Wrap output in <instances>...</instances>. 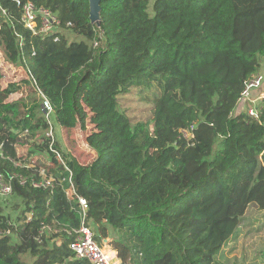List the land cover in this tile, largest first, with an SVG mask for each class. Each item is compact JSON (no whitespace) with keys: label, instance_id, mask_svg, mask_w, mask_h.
Wrapping results in <instances>:
<instances>
[{"label":"trees","instance_id":"1","mask_svg":"<svg viewBox=\"0 0 264 264\" xmlns=\"http://www.w3.org/2000/svg\"><path fill=\"white\" fill-rule=\"evenodd\" d=\"M21 1L49 8L60 39L34 34L15 0H0V52L37 79L62 128L92 125L90 163L63 149L58 132L54 147L89 203L97 242L124 264H228L218 255L248 206L264 209V98L259 118L238 106L264 57V0H155L152 14L151 0H101L100 26L89 0ZM64 29L85 39L69 42ZM3 78L0 70V170L30 180L44 166L66 180L48 189L14 180L23 208L16 222L0 215L12 230L0 236V264H91L69 247L80 207L65 193L69 172L49 148L31 81ZM153 85L152 119L134 123L120 100Z\"/></svg>","mask_w":264,"mask_h":264},{"label":"built area","instance_id":"2","mask_svg":"<svg viewBox=\"0 0 264 264\" xmlns=\"http://www.w3.org/2000/svg\"><path fill=\"white\" fill-rule=\"evenodd\" d=\"M15 2L21 8V20L26 28L30 29L34 34L41 35L43 37L52 35L54 41H58L60 39V36L58 35L61 24L60 20L49 8L37 6L32 1L22 2L21 0H15ZM3 14L7 13L0 4V18ZM67 25L71 24L68 23ZM97 44L98 42L94 41L93 45L97 46ZM26 73L27 78L31 81L36 96L40 102L42 113L49 123V127L46 131V136L51 140L49 148L54 152L56 158L63 163L69 172V177L67 179L69 186L65 189V193L68 197L77 199L79 203L81 217L80 225L77 228L68 231V233H73L74 235V239L69 243V247L73 252L74 258L86 259L91 264H124L116 250L104 248L95 239L93 226L87 221L89 203L84 196L76 193L72 179V170L67 166L61 151L54 147V143L56 141V128L52 117L55 113L54 105L38 84L37 79L29 72L26 71ZM262 87H264V74H253L245 81L244 89L238 99V106L245 108L248 114L255 118H259L260 101L263 99L264 91L256 97L254 96L253 91ZM27 93V89L23 88L11 97L18 99ZM11 97L9 100H12ZM180 132L187 140L193 137V133L189 129H180ZM16 164L23 166L21 161ZM25 166L34 167L35 165L27 163ZM37 174L38 177L31 176V179L29 180L28 177L18 173H12L9 176H6L5 173L0 170V195L5 196L13 193V182L15 179H18L21 185H26L30 181V185L32 187L44 189L54 188L56 182L61 183L66 180V177H56L55 173L48 171L44 166L37 168ZM27 215V220H31L33 214L28 213ZM45 228L46 226L41 228V233H43ZM11 233L12 230L10 227H2L0 223V236L9 235Z\"/></svg>","mask_w":264,"mask_h":264},{"label":"rangeland","instance_id":"3","mask_svg":"<svg viewBox=\"0 0 264 264\" xmlns=\"http://www.w3.org/2000/svg\"><path fill=\"white\" fill-rule=\"evenodd\" d=\"M154 1L151 0L149 4L151 14L153 13ZM64 32L69 42L85 39L68 29H64ZM0 70L4 74L2 80L4 86L9 82H18L27 77L25 69L6 62L1 52ZM260 71L264 74V57L261 60ZM159 92L160 88L157 85H153L151 88L134 87L130 93L122 96L120 108L132 117L134 123L151 121L154 99ZM11 99L16 100L15 97H11ZM52 117L54 119V116ZM54 125L63 149L75 157L79 163L88 164L96 157L95 150H92L86 142L87 136L92 131V125L89 122L86 123L84 129L75 127L67 130L62 128L55 119ZM21 152L24 153L25 151L22 150ZM46 158L43 157L44 160ZM22 208V204L13 194L0 195V215L9 214L12 221L16 222ZM12 237L13 241L18 240L16 233H13ZM105 243L107 241L103 242V245H106ZM29 258L28 255L24 256L25 260H29ZM218 258L228 264H264V209L259 208L255 203H250L246 213L241 218V224L231 239L223 246Z\"/></svg>","mask_w":264,"mask_h":264},{"label":"water","instance_id":"4","mask_svg":"<svg viewBox=\"0 0 264 264\" xmlns=\"http://www.w3.org/2000/svg\"><path fill=\"white\" fill-rule=\"evenodd\" d=\"M100 1L101 0H89L90 3V18L93 23H96L98 26L101 25L100 21ZM107 241V239H106Z\"/></svg>","mask_w":264,"mask_h":264},{"label":"crops","instance_id":"5","mask_svg":"<svg viewBox=\"0 0 264 264\" xmlns=\"http://www.w3.org/2000/svg\"><path fill=\"white\" fill-rule=\"evenodd\" d=\"M258 73H261V71L259 70ZM262 91H264V87H263V88H260V89H257V90H255V91H253V94H254V96L256 97V96H258ZM263 98H264V94H263ZM260 103H261V101H260ZM107 246H108V244H107Z\"/></svg>","mask_w":264,"mask_h":264}]
</instances>
